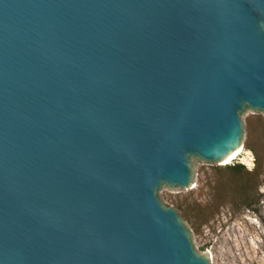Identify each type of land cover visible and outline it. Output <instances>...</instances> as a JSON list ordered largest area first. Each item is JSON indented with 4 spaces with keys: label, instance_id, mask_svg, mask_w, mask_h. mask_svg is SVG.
Instances as JSON below:
<instances>
[{
    "label": "water",
    "instance_id": "water-1",
    "mask_svg": "<svg viewBox=\"0 0 264 264\" xmlns=\"http://www.w3.org/2000/svg\"><path fill=\"white\" fill-rule=\"evenodd\" d=\"M264 115V0H0V264H211L160 190Z\"/></svg>",
    "mask_w": 264,
    "mask_h": 264
},
{
    "label": "rangeland",
    "instance_id": "rangeland-1",
    "mask_svg": "<svg viewBox=\"0 0 264 264\" xmlns=\"http://www.w3.org/2000/svg\"><path fill=\"white\" fill-rule=\"evenodd\" d=\"M242 121L237 159L196 162L191 186L159 192L211 264H264V115L248 112Z\"/></svg>",
    "mask_w": 264,
    "mask_h": 264
},
{
    "label": "bare ground",
    "instance_id": "bare-ground-1",
    "mask_svg": "<svg viewBox=\"0 0 264 264\" xmlns=\"http://www.w3.org/2000/svg\"><path fill=\"white\" fill-rule=\"evenodd\" d=\"M243 152H244V149L243 147H241L234 155L222 161L223 164H230L233 160L237 159Z\"/></svg>",
    "mask_w": 264,
    "mask_h": 264
},
{
    "label": "trees",
    "instance_id": "trees-1",
    "mask_svg": "<svg viewBox=\"0 0 264 264\" xmlns=\"http://www.w3.org/2000/svg\"><path fill=\"white\" fill-rule=\"evenodd\" d=\"M238 167H244V166H241V165L239 164ZM234 168H235V167H234ZM234 168H232V169H234Z\"/></svg>",
    "mask_w": 264,
    "mask_h": 264
}]
</instances>
